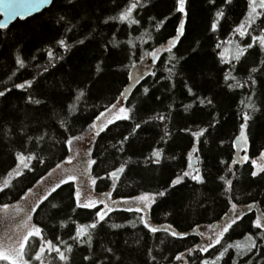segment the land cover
<instances>
[{
	"label": "trees",
	"instance_id": "16d2710c",
	"mask_svg": "<svg viewBox=\"0 0 264 264\" xmlns=\"http://www.w3.org/2000/svg\"><path fill=\"white\" fill-rule=\"evenodd\" d=\"M127 3L128 0H76L69 4L68 0H54L53 7L0 29V91L11 89L0 97V184L16 167L17 153H34L43 161H31V171L24 169L22 176L12 179L11 186L0 191V204L20 199L66 158V139L88 131L100 112L119 101L130 109V118L112 119L114 123L105 131L99 130L92 144L91 153L96 161L92 173L101 178L97 179V191L112 189L113 198L120 199L167 190L165 196L157 197L145 218L158 229L171 226L170 231L151 232L139 219L144 213L114 211L92 231L91 246L73 241L71 237L78 226L91 223L101 208H77L74 212L75 185L70 182L43 200L34 213V224L43 229L44 238L61 250L65 247L61 241L72 246V252L67 254L69 264H91L83 259L88 255L95 264H204L205 260L212 264L224 248L228 250L216 264H264V237L260 236L264 229L253 224L264 212V171H256L254 163L264 152V48L257 43L239 62L233 59L231 64L227 63L235 56L237 44L246 47L253 36L261 34L264 17L248 28L250 35L241 37L234 35L233 30L244 21L248 0H232L231 4L226 0H188V23L184 36L173 48L178 62L173 61L175 75L169 79L166 69L172 65L167 53L162 52L156 60L140 57L146 51L167 46L176 35L181 17L175 11V0H151L147 8L138 9L134 15L140 20L139 25L129 27L118 20L104 23L109 16L118 15ZM220 9L225 15L214 32L211 25ZM61 15L66 20L57 24ZM160 21L165 23L156 31ZM59 39L67 41L68 50L57 43ZM113 39L119 42L118 46L112 44ZM79 40L84 43H78ZM221 41L224 43L217 48ZM225 47L230 48L229 53H224ZM48 51L55 59L49 58ZM17 56L24 61L23 68L17 64ZM133 62L135 68L130 67ZM233 66L232 75L244 87H228L236 83L225 81ZM252 68L258 71L253 73ZM141 71L143 79L129 87V74ZM152 71L155 76L150 75ZM26 80L34 81L31 88L15 87ZM125 87H129L126 98L122 96ZM144 87L149 88L147 95ZM188 87L194 95L189 94ZM81 90L84 96L77 101ZM29 97L40 103H32ZM241 100H250L259 111L246 109ZM73 104L75 112L69 111ZM187 105L191 107L185 110ZM244 111L253 116L246 151L236 143ZM158 115L167 119H151ZM136 124L140 128H135ZM165 128L169 135H165ZM202 128L208 132L197 142L191 133ZM194 144L199 152L193 154L191 163L200 169L205 182L200 184L186 177L182 184L169 187L177 175L192 171L188 164ZM158 148L163 149V156L156 163L153 153ZM236 155H247L248 159L233 163ZM121 165H126L125 172L116 180L109 179L107 173ZM253 171L258 174L253 176ZM220 176L233 181L230 194L224 191L225 182ZM233 202L240 208L252 207L224 234L220 244L207 252L200 251L197 245L213 243L205 241V235L200 233L214 234L224 226L225 213ZM112 224L122 227L113 228ZM171 231L186 235L174 237ZM249 237L256 242L250 251ZM39 244L38 238H30V255L38 251ZM228 245H239V249ZM45 257V264H63L54 252L45 253ZM31 264L39 262L33 260Z\"/></svg>",
	"mask_w": 264,
	"mask_h": 264
},
{
	"label": "snow or ice",
	"instance_id": "6c2138e0",
	"mask_svg": "<svg viewBox=\"0 0 264 264\" xmlns=\"http://www.w3.org/2000/svg\"><path fill=\"white\" fill-rule=\"evenodd\" d=\"M76 0H68L69 4H75ZM151 0H128V3L123 7V9L119 12L118 15L115 16H109L104 23L107 24L109 21H116L118 20L121 23H127L129 27L132 25H139L140 20L137 19L134 15V13L138 9H144L147 8L150 4ZM211 3H215V0H210ZM227 4H231L232 0H226ZM188 0H175V11L180 14V20L176 27V35L173 36L171 39L168 40L167 46H161L160 48H154L150 52H144L143 55L140 57V60H144L147 57H151L153 60H156L160 57L162 52H165L168 54V63L172 65V67H168L166 70L169 73V79L173 75H175L173 69L175 68V64L173 61L178 62V58L173 54V48L177 45L179 42L180 37L184 36L185 34V26L188 23ZM44 6L53 7L54 6V0H0V11L3 12L4 19L0 20V29H7L9 26L10 21L14 20L16 17H20L21 19L26 18L27 16L32 15L34 12H40L41 9ZM225 13L223 9H220L215 13L216 20L212 23L211 28L212 31H217L219 27L220 20L224 17ZM264 17V0H248V11L245 16L244 21L238 25L234 30L233 34L235 35L238 33L241 37H244L246 35H250L248 32V28H250L253 24L256 23V21L260 18ZM155 19V18H153ZM66 20L65 15H61L58 20L56 21L57 24H60L62 21ZM165 21H160L156 26L155 30L159 31ZM68 31H72L71 28L68 29ZM151 38V37H150ZM80 44H83V40L77 41ZM57 43L65 48V50H68L69 46L67 44V41L65 39H59ZM129 44L133 46V48L136 47L135 43L132 40L128 41ZM224 42L221 41L220 43H217L216 47L220 48L221 45ZM231 43V42H230ZM259 44L261 48H264V30L261 31V34L258 36L252 37V42L248 43L246 47H240L239 44H237V51L234 57H230L227 60V63L231 64L232 60L234 59L236 62H239L241 60V57L244 56L248 49L253 48L256 44ZM112 44L114 46H118L119 42L113 39ZM193 52L196 51L195 48L192 49ZM230 48L225 47L224 53H229ZM224 53H221V56L223 57ZM47 55L50 59H55L53 57L52 51H48ZM132 55H135V52L132 53ZM63 59V57H61ZM17 64L20 66V68H23L24 61L17 56L16 59ZM264 63V62H262ZM55 67V64L52 65ZM130 67L135 68L136 64L133 62L130 64ZM97 72H99L100 65L97 64L96 66ZM45 72L48 71L47 68L44 69ZM146 71V69H145ZM234 71V66L232 69L229 70V73L225 76V81L228 80H236V77L232 75V72ZM251 71L253 73L257 72V68H252ZM150 75L155 76V71H152ZM144 72L141 71L136 75L129 74L131 85L129 87H134L136 84L140 82L141 79H143ZM249 80L252 84H255V80L249 76ZM34 81L33 80H26L23 83L16 84L15 87L19 89H26L31 88L33 86ZM129 87H125L122 92V96L125 98L129 95ZM229 88H236V87H244L243 84H241L238 80H236L235 84H229ZM11 89H5V91H0V97H4L7 92H10ZM143 92L145 95L149 93V88L144 87ZM189 94L192 93V88L188 87ZM84 96V91L81 90L76 95V100L79 101L80 98ZM30 101L32 103L39 104V100H31V97H29ZM120 102L117 101V103H114L111 105V107H106L104 112H100L99 115L95 117V119L92 121L91 124H89L90 129H96L99 127L100 131H105L108 127V125L114 123L113 120L108 119V116H112L114 114V110L117 109V104ZM201 104L205 103L204 99L200 100ZM208 104H211L212 101L210 99L207 100ZM240 103L245 106L246 109H251L252 112L259 111L258 108H256L255 104L251 102L250 100L245 103L244 100H241ZM191 105L185 106V110L190 108ZM69 111L75 112V104L71 105L69 108ZM130 112V109H126L125 107H120L118 109V114H116V120L120 119H129L130 116L127 115V113ZM151 119H159V120H165L167 119L164 115H158L154 116ZM253 119V116L250 115L247 111H244L242 113V123L240 125V133L239 136L236 137V143L239 144L241 148H243L245 151L249 147V136H248V129H249V122ZM219 121H217L218 123ZM61 126H64V121H61ZM147 123V121L145 122ZM135 128H140V124H136ZM191 131V130H189ZM208 132L207 128H202L199 131L192 132V136L196 139L197 142H199L200 137L204 136V134ZM96 135H99V132H96ZM165 135H169L167 128H165ZM43 139V137H41ZM79 139V137L71 136L70 138L66 139L65 143L68 146V150L71 151V146L73 144L74 140ZM127 137H125V140ZM163 139V138H162ZM123 144V141L120 142ZM115 147V145H114ZM122 150V149H121ZM199 152V148L196 144L193 145L190 153H189V164L188 167L192 169V171H183L181 174L177 175L175 179H173L170 182L169 187L175 188L177 185H180L184 182V179L186 177H190L192 180L196 181L197 183L203 184L205 182V178L203 174L201 173L200 169L196 166H194L191 163V159L193 154H196ZM76 155H79V153H76ZM153 156L156 158L155 162L159 163L160 159L163 156V149L158 148L154 151ZM16 158L18 160V163L15 168H13L11 171L7 173L8 179H5L3 181V185L0 186V191H3L5 188H8L11 186L12 179L16 177L22 176L23 170L28 169L32 170L30 162L35 160L38 163H43L42 160L39 159L38 156H36L34 153H29L28 155H25L23 152H19L16 154ZM260 158L264 159V152L260 153ZM74 159L73 156H69L65 163H71V160ZM248 157L245 155L243 157V160H247ZM197 164L200 163L199 156H196ZM243 162V161H241ZM86 163L89 164H95V160L87 161ZM227 163V162H224ZM233 163H237V161H233ZM255 163V162H254ZM62 164L58 163L56 164V168H61ZM257 167L260 168L261 171H264V167H261L260 165H257ZM126 165H121L119 168H116L115 170L107 173V176L109 179L116 180L121 174L125 172ZM54 171V170H53ZM232 169L229 168V172H231ZM65 172L67 174V179L62 180L60 183H57L55 187L52 188L51 192H49L47 195L43 197V200H47L49 196L52 195L53 192H55L58 188L61 187L62 183H70L77 180L78 175V169L72 168V169H65ZM13 173H15V177L13 176ZM253 176H256L258 173L256 171H253L251 173ZM51 175V173H49ZM234 175V174H233ZM96 179H101L100 177H97ZM96 179L92 180V184L94 185L96 183ZM220 180L225 182V188L224 191L226 193L232 192L233 187V181L231 179H226L225 176H220ZM40 182H43L42 180ZM115 186H113L114 190ZM32 190L29 189V192ZM167 194V190L165 191H159L156 193H142L137 196H129L127 198H122L120 203H123L127 205L125 208H119L117 206V201L112 200L111 203H108V200L111 196V193H104V199L103 200H94L92 198H86L84 202L81 201V197L83 195L81 189L79 186H77L75 191V208L73 211L75 212L77 208L82 209H98V204H103L104 209L103 210H97L95 212V218L91 223L87 224H81L76 229L75 236L71 237L73 241H78L80 243L88 244L91 246L92 241V231L97 228V226L102 222L105 221V217L108 213L114 212V211H127V212H136V213H144L143 216H140L139 219L141 223H143L145 226L150 228V231L153 233H156L157 231H170V227H165L163 229H158L157 227L151 226L149 224V221L145 218L148 211L151 209L152 205L156 203L157 197H163ZM41 201V203L43 202ZM229 200H231V195H229ZM36 207H39V204L36 205ZM55 207V205H53ZM251 205H246L244 208L238 207L236 203H231L230 208L225 213V217L227 218L226 224L222 227V231L217 233L215 235V239L213 243L208 244L207 246L201 247L200 245H197V248L202 252H207L209 248L214 247L217 244L221 243V239L223 238L225 233L229 232V229L232 228L233 225L237 223V220L242 219L243 216L246 214V209H251ZM4 209H8L9 205L4 204ZM18 212L23 213V219L21 220L20 224L17 225V228L23 227L26 234L22 235L19 239L13 241L11 237H7L5 239V242L3 244H0V262H3V264H31V262L34 260L36 262H39V264H45V253H56L59 261L63 262V264H69L70 257L67 254H70L72 252V246L68 245L66 241H61V243H64L65 247L63 250L61 248L54 244L52 240H46L43 236V229L35 224H30L29 222L32 220L31 212H35V208H30L27 211L23 208H19ZM254 227L257 229H264V212H262L259 216L256 217V219L253 222ZM66 226V224L64 225ZM111 227L113 228H120L122 225L119 224H112ZM133 227H135V224L133 223ZM219 227V226H218ZM172 236H184L186 234H180L175 231H171ZM201 236L205 235L204 233H200ZM261 237H264V232L260 233ZM30 238H38L40 241L39 249L38 251H35L34 255H30L31 249L29 248V241ZM59 239V238H57ZM208 239L210 241L213 240V237L209 236ZM249 239L252 240L251 246L248 248V251L251 250V248H254L256 246V242L254 238L249 237ZM237 247L239 249V245H228V247ZM227 248H224V251L219 252V256L216 257L215 260L212 261V264H216L217 260H220L224 257V255L227 252ZM107 251H111V249H108ZM194 251V250H190ZM243 254H246L243 253ZM26 256H29V258H26ZM180 257H178L179 259ZM85 261H90L91 264H95V261L91 255L83 257ZM103 264V262H101ZM204 264H209L208 260L204 261Z\"/></svg>",
	"mask_w": 264,
	"mask_h": 264
},
{
	"label": "rangeland",
	"instance_id": "374dc122",
	"mask_svg": "<svg viewBox=\"0 0 264 264\" xmlns=\"http://www.w3.org/2000/svg\"><path fill=\"white\" fill-rule=\"evenodd\" d=\"M120 107H123V104L121 102L117 104V109L114 110V114L112 116H108L107 118L111 120L114 119L116 117V114H118V109ZM99 130V127H97L96 129H89L88 131L76 136L79 137V139L73 141L71 151H68V155L66 156V158L63 161L59 162L62 164L61 168H56V165L51 168L32 187L29 188L32 190L31 192H29L28 189L20 199L10 203H6L9 205L8 209L3 208V205L5 203L0 204V244H3L7 237H11L12 240L15 241L22 237V235L26 234L23 227L17 228V225L20 224L21 220L24 218L23 213L18 212V209L23 208L25 209V211H27L30 208H35L36 211V209L38 208L36 207V205H40L43 197L51 192L52 188L55 187L57 183H60L62 180L67 179L65 169H78L77 180L73 183L75 185V191L77 186H79L83 193L81 197L82 202H84L86 198H92L97 201L103 200V194L110 192L111 196L108 200L109 204L112 200H115L117 201V206L119 208L127 207V205L120 203L122 198H113L112 189L106 192L97 191L96 186L98 180L92 173L93 164L86 163L87 161L94 160L92 157L91 149L93 141L96 137V132H99ZM76 153H79V155H76ZM69 156H73L74 159L71 160V163H65L64 161H66ZM254 162L256 171L260 170L257 165H260L261 167L264 166V159H261L260 157L256 158ZM49 173H51V175H49ZM93 179H96V183L94 185L92 184ZM41 180L43 182H40ZM0 186H2V183L0 184ZM98 206H100V210L104 209L103 204H98ZM34 213L35 212L30 213L32 216V220L29 222L30 224H34ZM222 227L215 230L214 234L206 232L204 240L209 243L210 240L208 239V237L211 236L213 237L214 241L215 235L222 231Z\"/></svg>",
	"mask_w": 264,
	"mask_h": 264
},
{
	"label": "water",
	"instance_id": "95a60500",
	"mask_svg": "<svg viewBox=\"0 0 264 264\" xmlns=\"http://www.w3.org/2000/svg\"><path fill=\"white\" fill-rule=\"evenodd\" d=\"M46 8H49V6H44V7L41 9L40 12H34L32 15L27 16V17L24 18V19H21L20 17H16L14 20L10 21L9 26H10L12 23H14L15 21H17V20H25V19H27V18H29V17H32V16L36 15V14H39V13H41L43 10H45ZM3 19H4L3 12L0 11V20H3ZM9 26H8V27H9ZM235 160H236L237 162L244 161V160H243V157H242L241 155H236Z\"/></svg>",
	"mask_w": 264,
	"mask_h": 264
}]
</instances>
